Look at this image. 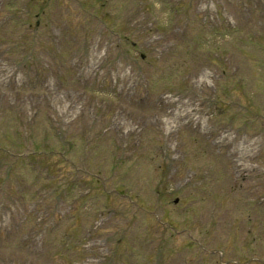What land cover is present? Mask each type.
<instances>
[{"label": "rangeland", "instance_id": "1", "mask_svg": "<svg viewBox=\"0 0 264 264\" xmlns=\"http://www.w3.org/2000/svg\"><path fill=\"white\" fill-rule=\"evenodd\" d=\"M0 264H264V0H0Z\"/></svg>", "mask_w": 264, "mask_h": 264}, {"label": "bare ground", "instance_id": "2", "mask_svg": "<svg viewBox=\"0 0 264 264\" xmlns=\"http://www.w3.org/2000/svg\"><path fill=\"white\" fill-rule=\"evenodd\" d=\"M188 108H189V107H188ZM189 111H192V109L190 108ZM181 122H183V121L181 120V121L179 122V121H177V120H173V119H172L171 121H168L167 124L170 125V126H171L172 124H175V125L178 126V125L181 124ZM170 126H167L166 124H163L162 127H163L164 130H168V129H170ZM241 146H243V145H241ZM242 148H244V146L241 147V150H242Z\"/></svg>", "mask_w": 264, "mask_h": 264}]
</instances>
